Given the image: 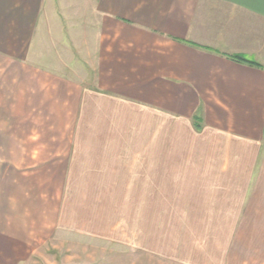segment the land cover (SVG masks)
<instances>
[{
	"label": "crops",
	"instance_id": "0c3cea01",
	"mask_svg": "<svg viewBox=\"0 0 264 264\" xmlns=\"http://www.w3.org/2000/svg\"><path fill=\"white\" fill-rule=\"evenodd\" d=\"M151 200L217 233L173 262L264 264L229 254L264 216V0H0V264L102 216L144 249Z\"/></svg>",
	"mask_w": 264,
	"mask_h": 264
},
{
	"label": "rangeland",
	"instance_id": "374dc122",
	"mask_svg": "<svg viewBox=\"0 0 264 264\" xmlns=\"http://www.w3.org/2000/svg\"><path fill=\"white\" fill-rule=\"evenodd\" d=\"M150 203L149 243L146 245L147 240L144 242V249L141 247L142 237L139 235L136 238L135 232L133 239L134 232L132 235L125 217H109L112 222L108 225L109 219L102 216L104 221L101 227L98 224L96 229L86 230L83 234L74 231L55 232L53 249H39L37 264H179L172 261L173 256L181 245L186 244L195 245L197 258L215 254L210 249L213 243L209 241L215 232L208 230L211 227L209 225L201 226L200 217L188 215L185 211L182 216H161L157 213L158 202L151 200ZM251 219L246 217L247 224L240 231L230 233V255L264 257V216ZM124 221L126 224L116 227L117 222ZM181 226L196 230L181 232L178 230ZM201 227L204 230H200ZM127 240H133V245L128 244Z\"/></svg>",
	"mask_w": 264,
	"mask_h": 264
},
{
	"label": "trees",
	"instance_id": "16d2710c",
	"mask_svg": "<svg viewBox=\"0 0 264 264\" xmlns=\"http://www.w3.org/2000/svg\"><path fill=\"white\" fill-rule=\"evenodd\" d=\"M228 57L237 62H245L249 65L260 66L258 63H256L255 61L244 55L234 54V55H229Z\"/></svg>",
	"mask_w": 264,
	"mask_h": 264
}]
</instances>
